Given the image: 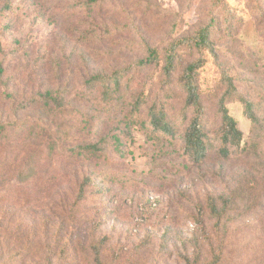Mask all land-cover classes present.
<instances>
[{"label": "rangeland", "instance_id": "374dc122", "mask_svg": "<svg viewBox=\"0 0 264 264\" xmlns=\"http://www.w3.org/2000/svg\"><path fill=\"white\" fill-rule=\"evenodd\" d=\"M212 20L216 57L204 51L198 76L207 151L197 163L181 140L192 112L178 82L198 53H180L168 85L162 66L174 41ZM146 44L158 63L130 68L118 101L86 86L145 58ZM0 67V264H207L214 253L217 264H264V0H0ZM222 71L257 116L252 124L240 102L227 104L242 132L228 157L218 151ZM47 90L61 93L57 104L44 106ZM160 102L175 137L144 121ZM94 141L103 157L68 159ZM34 155L37 173L17 181ZM84 176L91 183L74 206Z\"/></svg>", "mask_w": 264, "mask_h": 264}, {"label": "trees", "instance_id": "16d2710c", "mask_svg": "<svg viewBox=\"0 0 264 264\" xmlns=\"http://www.w3.org/2000/svg\"><path fill=\"white\" fill-rule=\"evenodd\" d=\"M94 3L95 0H90ZM224 21L226 17H224ZM214 27L216 23L212 20L208 25L201 27L191 37H185L174 41L164 56V62L162 66V72L164 76L163 82L165 84L171 83L173 73L176 71V63L180 58V53L186 49H194L198 56L194 60L184 66L179 76V85L184 92L183 109L184 111L191 110L192 116L190 117L187 125L181 134V140L184 148L194 162H201L207 151V136L205 130V108L201 99V90L199 85V72L205 63L204 51H208L216 57V54L212 47V36L215 33ZM227 33V31H226ZM145 51L147 56L139 59L128 67H123L112 71L109 74H93L86 80V86L92 91L95 87L101 89V95L103 97L116 98L121 88V79L127 73L130 68L143 69L148 65L158 63L159 51L156 47L145 45ZM0 67V72H1ZM222 91L217 100V110L219 114V154L223 157H228L233 150L239 147L242 141V132L238 127V121L229 113L227 104L233 101L240 102L243 108V114L252 122L257 123V116L255 110V104L245 95H243L236 85L235 79L228 72L222 71L220 76ZM44 106H48V102L57 104V101L61 97L59 91H45L41 96ZM141 96H138L133 101V109L139 111L145 104ZM155 132L175 137L176 130L173 122L170 120L168 113L163 103H152L146 109V117L144 119ZM5 130V127H2ZM6 131V130H5ZM114 137V136H113ZM39 144L36 146L38 149ZM104 146L100 142L94 141L89 143H81L69 149L70 160H91L103 157L105 153ZM53 147L49 146L47 151L48 159L53 157ZM44 150L39 148L38 158L42 159ZM35 155L29 157L25 163L18 169L17 181H23L29 177H33L37 173L39 167V161L34 160ZM36 168H35V167ZM32 169L29 175V170ZM1 171V166H0ZM28 171V172H27ZM27 172V173H26ZM34 173V174H33ZM29 175V176H25ZM91 183L88 176H84L81 181L76 183V193L74 198V206L79 205L86 198V191ZM149 204L155 205V198L149 196ZM66 240V239H65ZM219 261L218 255L214 253L212 259L207 264H217ZM189 264H199L198 259L189 262Z\"/></svg>", "mask_w": 264, "mask_h": 264}]
</instances>
